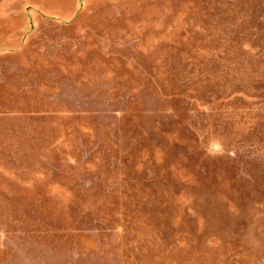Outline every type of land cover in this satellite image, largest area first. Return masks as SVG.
<instances>
[{
	"label": "rangeland",
	"instance_id": "rangeland-1",
	"mask_svg": "<svg viewBox=\"0 0 264 264\" xmlns=\"http://www.w3.org/2000/svg\"><path fill=\"white\" fill-rule=\"evenodd\" d=\"M0 264H264V0H0Z\"/></svg>",
	"mask_w": 264,
	"mask_h": 264
}]
</instances>
